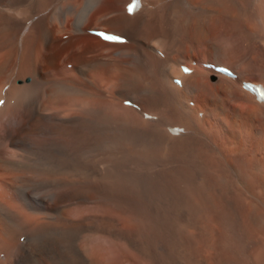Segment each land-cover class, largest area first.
I'll return each mask as SVG.
<instances>
[{
	"label": "bare ground",
	"instance_id": "bare-ground-1",
	"mask_svg": "<svg viewBox=\"0 0 264 264\" xmlns=\"http://www.w3.org/2000/svg\"><path fill=\"white\" fill-rule=\"evenodd\" d=\"M131 1L0 0V264H263L264 0Z\"/></svg>",
	"mask_w": 264,
	"mask_h": 264
},
{
	"label": "rangeland",
	"instance_id": "rangeland-1",
	"mask_svg": "<svg viewBox=\"0 0 264 264\" xmlns=\"http://www.w3.org/2000/svg\"><path fill=\"white\" fill-rule=\"evenodd\" d=\"M120 7H122V8H124L123 7V5L122 6H120ZM258 20H259V23H260V25L262 26V27H264V15L263 14H261L260 16H259V18H258ZM87 24H89L88 22H87ZM84 33H86V34H90L91 32L89 31L88 33L87 32H85L84 31ZM91 35H93L92 33H91ZM66 36V37H65ZM96 36V35H95ZM214 36H215V38H217V36H218V39L220 38L221 39V36L219 35V33L217 32V33H215L214 34ZM252 36H253V42H254V45H255V49H254V51L252 50L251 52H250V54H249V57L253 60V61H255V62H253V63H255L256 64V66H255V64L253 65V70L250 72V73H248V74H246L245 76H244V79H249V80H257L256 78L258 77L256 74L259 72L258 71V68L260 69L261 67L260 66H262V68L264 67V65H262V63H264V45L263 44H261L260 42H258V40L260 39V36L258 35V32L257 31H253V33H252ZM59 38H61V37H59ZM68 38H70L69 37V34H65L64 35V39H68ZM222 41V43L224 44V45H226V44H228L227 46L228 47H233V45L232 44H230V41H226V40H221ZM226 41V42H225ZM255 41H257V42H255ZM230 45V46H229ZM263 54V55H262ZM263 58H262V57ZM260 57L262 58V59H260ZM74 59L72 58V57H69V58H67V59H65V61H73ZM223 63H225L227 66H230L231 67V62H230V60L229 59H226V58H224L223 60ZM241 61H243V60H239V62H237V64H239V65H241ZM256 62H258V64L260 63L261 65H258ZM73 63V62H72ZM58 65H60L59 64V62H58ZM257 65H258V67H257ZM241 66H243V65H241ZM59 68H61V69H70V68H72V64L71 63H69L68 64V67H67V65H65L64 63L61 65V67H59ZM208 68H213V66L211 65V64H208ZM246 69V68H245ZM264 87V86H263ZM254 99H252V101H253ZM257 101V102H256ZM254 102V101H253ZM255 103H256V106L259 108V109H261L263 112H264V108L263 107H261L259 104H257V103H259L258 102V100H256L255 99ZM124 104V103H123ZM111 230H113V228L111 229ZM241 253L239 254V256L242 258V259H244L245 257V255H243V252L242 251H240ZM243 255V256H242ZM254 256H255V253H250V255L248 254V259H249V261H248V259H247V262L246 263H248V264H257V263H259V264H262V263H260V262H258V260L256 259V256H255V258H254ZM252 257V258H251ZM252 261H253V263H252ZM257 263H256V262ZM255 262V263H254ZM245 264V263H244ZM263 264H264V262H263Z\"/></svg>",
	"mask_w": 264,
	"mask_h": 264
},
{
	"label": "snow or ice",
	"instance_id": "snow-or-ice-1",
	"mask_svg": "<svg viewBox=\"0 0 264 264\" xmlns=\"http://www.w3.org/2000/svg\"><path fill=\"white\" fill-rule=\"evenodd\" d=\"M137 6L138 5L136 3H134L133 5H130L129 6V12L130 13L133 12L136 9ZM98 35L103 37L105 40H110V41L111 40H119L120 39L117 36L107 35V34H104V33H99ZM185 71H187V70H185ZM249 87H253V86H249ZM260 99L264 100V92L260 93ZM0 103H2V102H0Z\"/></svg>",
	"mask_w": 264,
	"mask_h": 264
},
{
	"label": "water",
	"instance_id": "water-1",
	"mask_svg": "<svg viewBox=\"0 0 264 264\" xmlns=\"http://www.w3.org/2000/svg\"><path fill=\"white\" fill-rule=\"evenodd\" d=\"M263 87L260 86H254V92L257 93L258 95H260V93L262 92Z\"/></svg>",
	"mask_w": 264,
	"mask_h": 264
}]
</instances>
